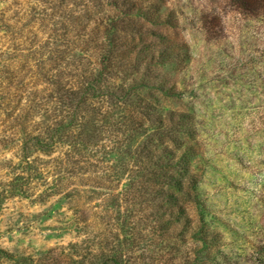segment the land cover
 Masks as SVG:
<instances>
[{
	"label": "rangeland",
	"instance_id": "1",
	"mask_svg": "<svg viewBox=\"0 0 264 264\" xmlns=\"http://www.w3.org/2000/svg\"><path fill=\"white\" fill-rule=\"evenodd\" d=\"M113 2L0 0V264H264V14L143 0L176 25L154 27L169 48L140 92L155 121L137 129V103L107 98L73 121L67 84Z\"/></svg>",
	"mask_w": 264,
	"mask_h": 264
},
{
	"label": "trees",
	"instance_id": "2",
	"mask_svg": "<svg viewBox=\"0 0 264 264\" xmlns=\"http://www.w3.org/2000/svg\"><path fill=\"white\" fill-rule=\"evenodd\" d=\"M113 1V15L106 19L107 23L102 24L99 32L100 40L95 48V62L93 64L82 62L84 64L82 69H76L78 73L72 75L70 83L67 84V92L73 100L68 102L67 105H69L70 110L66 114H70L72 120L76 121L79 112L83 111V108H87L89 102H94V100L101 98L116 100V103L122 106H132L133 103H137L135 107L140 110V112L137 110V115L143 119L137 129H142L145 124L155 121L152 107L145 101L146 97H141L140 95L141 91H145L148 88L146 82L144 83V80L148 78L145 77L146 73L151 69V65L162 66L169 59V54H167L169 48L165 41L160 42L163 38L158 37L154 27L164 25L176 27V25L175 22H171L172 18L169 15L162 19L163 16H161L156 5L155 7L154 5L149 7L148 11L145 12L143 0ZM159 1L163 2V0ZM230 1L234 4L233 6L239 14L255 18L264 14V0ZM214 17L216 21H224L221 14ZM207 28L208 26H206ZM152 37L156 40L149 42L148 39ZM157 40L159 41L158 44H156ZM165 55H168V57L165 58ZM147 57L149 64L145 62ZM83 60L85 62L91 61V59L86 57ZM128 72L139 77L138 80L136 79L135 85H132L135 80H130L132 82L129 85H118L114 79L120 78L118 75H125ZM58 83L60 82H54L53 85L57 86ZM104 83L110 87L103 91L102 85ZM171 91L172 93L168 94V97L180 99L183 97L182 94L177 93L174 89ZM98 92H100V95ZM133 100H136V102H133ZM131 112L132 109L128 110L129 117L127 119L130 118ZM172 134L173 128L166 125L159 128L158 138H152L160 141L161 136L163 139L171 138ZM151 154L152 152L148 150L147 159L153 163V166L156 167L155 169H158L162 161L159 159L158 162H153L155 156ZM154 172L150 175L157 178L158 174H154ZM171 185L173 187L180 186L181 180L173 182ZM198 186L199 183L192 179V192L196 195L198 194ZM194 202L198 203L197 200H194ZM204 219L200 217V222H203ZM100 264H121V261L116 255L112 254L106 255Z\"/></svg>",
	"mask_w": 264,
	"mask_h": 264
}]
</instances>
